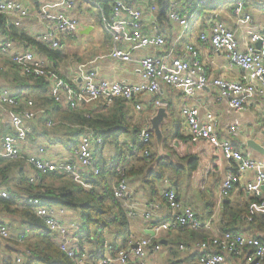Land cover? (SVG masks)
<instances>
[{
    "label": "built area",
    "instance_id": "obj_1",
    "mask_svg": "<svg viewBox=\"0 0 264 264\" xmlns=\"http://www.w3.org/2000/svg\"><path fill=\"white\" fill-rule=\"evenodd\" d=\"M106 1L109 6L108 13L101 12L99 22L108 34L112 47L107 54L77 63L70 68L68 76L52 75L48 95L55 102L64 101L69 108L82 109L91 100L107 107L117 98L132 102L142 96H151L155 108L167 109L168 100L163 92L165 86L181 88L186 97H193L196 91L209 84L214 87L216 100H228V105L235 111L245 107L246 98L250 95L264 98V28L260 32H253L246 27L252 18L249 13H244V0H237L233 4L232 13L237 18L236 22L228 24L210 15L206 29L198 34L201 43L209 44L213 50L223 52L227 61L241 73L239 80L209 78L200 59V49L193 40L184 41L179 49L176 48L183 33L200 15L201 12L197 8L208 5L212 0H167L166 21L176 24L179 28L177 35L168 39L159 31L158 0ZM56 3H59L62 9L50 17L46 16L48 22L42 32L32 36L52 50L60 47V37L77 32L79 21L71 11L78 3L101 11L98 0H58ZM0 13L6 15L10 24L16 28L21 27L23 19L31 16L29 8L18 0H0ZM244 29L246 38L241 44L236 37V31ZM256 44L260 46L258 50ZM146 47L160 51L138 59V81L99 77L94 65L96 61L112 58L127 63L132 59L133 50ZM0 55L9 59L19 75L32 79L48 76V64L45 60L37 58L32 51L15 49L14 42L8 37L0 39ZM1 83L0 80V167L10 160L23 159L28 167V182L38 186L42 176L55 173L58 167L56 162L47 157V143L30 142L29 136L37 119L46 128L53 126L55 120L49 116L45 107L35 106L30 96L24 95L20 90L13 92L3 88ZM134 107L138 110L141 105L135 102ZM180 113L186 134L192 140L208 142L235 164V169L226 174L221 184L220 196H229L241 174L253 171V180L247 182L243 188L246 192L255 194L256 200L249 206V215L242 216V220L251 222L253 212L257 209L264 214V160L254 159L248 152L234 148L227 140L220 139L217 133L218 118L211 111L205 110L201 113L199 107L185 104ZM86 116L89 117L88 114ZM149 131L152 132L148 126L141 129L139 145L150 142ZM229 132L236 133L237 129L231 127ZM101 143V138L95 137L92 129L87 128L86 132L79 136L73 151L74 159L60 165L67 173L91 170L94 175H98L94 151ZM127 147L130 153L137 150V145L128 144ZM150 152L149 148L142 149L145 156H149ZM110 167L112 164L109 163L107 168ZM113 170V196L123 202L126 215L131 220L136 210L135 203L129 199L130 188L125 170L121 166H116ZM160 187L161 198L168 208L175 212V217L163 223L155 222L151 227L153 232L178 229L207 233L209 236L206 240L195 243L198 264H231L232 258L241 259L243 264L261 263L264 258V242L260 237L215 230L214 216L210 215L202 220L193 209L181 205L176 189L168 178L160 183ZM0 196H8L3 187H0ZM28 201L32 204L35 215L57 235L58 248L74 259L75 264H87V250L79 246L75 236L79 224L63 220L64 207H43L37 197H29ZM146 207L143 217L151 219V209L157 205L148 202ZM24 237V232L11 234L8 225L0 217L1 249L3 245L13 244V240L21 243ZM151 246L159 250L161 244L152 243L148 236L134 239L130 235L126 247L113 253L111 251L114 247L108 244L107 252L98 264H146L147 251ZM178 247L185 249L184 244H179ZM19 249L29 252L23 246ZM15 264H23L21 253L15 254Z\"/></svg>",
    "mask_w": 264,
    "mask_h": 264
},
{
    "label": "trees",
    "instance_id": "obj_2",
    "mask_svg": "<svg viewBox=\"0 0 264 264\" xmlns=\"http://www.w3.org/2000/svg\"><path fill=\"white\" fill-rule=\"evenodd\" d=\"M224 1L212 0L208 5L197 9L200 12L211 10L220 6ZM98 3L101 6L98 17L101 12L108 13L107 1L98 0ZM166 7L167 0H158L157 19L159 23L166 19ZM6 20V15L0 13V30L5 36L23 39L31 44L38 53L50 52L55 58H59L56 49H50L23 31L18 32L16 27L11 24L6 28ZM54 63L57 65L56 61ZM0 76H4L1 79V87L13 92L14 90L22 91L24 95L33 99L35 106L45 107L49 116L54 118L55 124L50 128L44 127L42 122L37 119V122L33 124L29 141L46 142L49 154L51 152L55 155L53 157L50 154L56 160L52 161L56 162L58 167L55 173L42 176L38 186L28 182V167L23 159L10 160L0 167V187L6 189L8 193L7 197L0 196V217L8 225L11 234H16L13 231L14 222L22 224L20 232L25 234L21 243L13 240V244L3 245L2 249L0 248V264H15L16 253L22 254L23 264H75L74 259L66 256L58 248L57 235L44 225L40 217L35 215L33 206L28 201L29 197H37L43 207L60 206L67 209H79L80 224L75 236L79 246L87 250V264H98L99 260L105 256L108 244L114 247L111 253L117 249L125 248L130 236V219L126 215L123 202L113 196L112 181L115 179L113 169L116 166L124 168L127 181L130 177L139 178L141 185L147 190L149 198L164 206L159 183L173 175V180H170L178 191L179 181L176 176L178 173L180 174L179 169H182L176 164L179 156L169 146L171 137L163 130L162 144L165 149L171 150V156L157 158L152 132L149 131L150 142L139 145L141 123L132 122V116L129 113L130 101L117 98L107 107L98 103L96 108L86 106L82 109H72L67 107L64 101L55 102L48 95L50 84L48 76L32 79L20 74L18 81L15 78L10 79L9 73L6 72L0 73ZM137 101L139 100H133L132 103ZM170 105L169 101L167 111H170ZM87 114L89 117L86 116ZM87 128H91L94 136L102 140V143L96 146L94 151L99 174L94 175L91 170H80L76 175L67 173L60 164L74 159L73 151L78 144L79 136L85 133ZM179 128L180 123L176 125L173 137L179 134ZM128 142L137 145L136 152H129ZM106 145L111 147L108 160L103 154ZM143 148L151 150L149 156L142 153ZM61 153H66V155ZM197 161L196 157L188 159L189 171L195 169ZM109 163L112 164V167L107 168ZM50 175L57 179L58 185L46 183V178ZM249 202L243 203L241 207L232 205L229 200L223 202L221 217L225 221L222 226L224 231H239L238 227L243 225L241 222L243 220L240 218L247 213ZM169 210L171 209L169 208ZM250 227L264 232V217L255 216ZM185 232L189 234L192 241H203L209 236L202 231L185 230ZM262 241L264 242V240ZM20 246L29 252L19 249ZM192 256L195 257V254Z\"/></svg>",
    "mask_w": 264,
    "mask_h": 264
},
{
    "label": "crops",
    "instance_id": "obj_3",
    "mask_svg": "<svg viewBox=\"0 0 264 264\" xmlns=\"http://www.w3.org/2000/svg\"><path fill=\"white\" fill-rule=\"evenodd\" d=\"M23 3L27 8H29L31 16L22 20L21 27L28 25V31L23 32L27 33L29 36H33L35 33L42 32L45 23L48 22V18L46 16H52L57 11H60L62 7L59 3H54L52 5H58L57 9L52 11L51 7L49 8V3L43 2V0H18ZM54 1V0H53ZM226 2H230L229 6L226 8H222L221 6L215 7L211 10H206L205 14L200 15L194 21L193 24L190 25L189 29L183 33L182 39L179 41L177 45V49H179L180 45L187 40H193L196 42L195 44L200 49V59L203 62L205 73L209 78H224L227 80H239L240 72L239 70L231 65L222 51L213 50L209 44H203L198 40V34L205 30L207 27V22L209 20V16L211 15L216 20L224 21L225 23L232 24L236 22L237 18L233 15L232 9L233 4L237 0H225ZM224 1V2H225ZM244 13H249L251 15V22L246 25V27L250 28L253 32H260L261 29L264 28V0H244ZM87 7V6H86ZM80 3L76 5V7L71 11L72 14L76 15L77 11L82 12L83 8ZM99 15V14H98ZM99 19V17H98ZM8 25H5L8 28L10 24V20L7 18ZM200 22V24H198ZM20 27V28H21ZM194 27H198V31L195 32ZM90 28L87 33L92 30V27L87 26L85 28H81L80 34L83 33V30ZM18 32L19 28H16ZM80 29V26L78 30ZM77 30V31H78ZM159 31L165 35L168 39L169 37H174L179 32L178 26L172 22L166 21L164 19L162 23H159ZM74 37L75 35H71ZM5 36L0 30V39H4ZM236 37L242 44L246 38L245 29L243 31L237 30ZM12 39L14 42L15 49L17 50H29L32 51L37 58H41L46 61V56L44 53H38L35 51L34 47L25 42L23 39H17L13 37H8ZM61 40V39H60ZM168 41V40H167ZM61 42V41H60ZM110 48L112 47V43L110 42ZM257 45V44H256ZM255 45V47H256ZM257 48V47H256ZM57 50V49H56ZM160 50L151 49L149 47L141 48L132 51V59L127 63H122L118 60L112 58H104L101 61H110L103 62V65L100 66V69L97 65V62L94 64L97 68V72L100 78L106 77H115V79L119 80L128 79L130 82L138 81L140 79V74L137 71L138 69V59L143 57L144 55H153L158 53ZM179 52V51H177ZM97 56L90 57L89 60L95 58ZM86 60V61H89ZM114 60V62H112ZM0 61H4L6 63L5 66H0V73L6 72L8 73L9 66L7 61L9 59L5 56L0 55ZM85 62L81 61V59L77 60V63ZM47 74L48 79H52V75H61L68 76L70 68L64 70L59 67V64L55 65L53 62H48ZM105 64V65H104ZM73 68V67H72ZM15 69V68H14ZM16 71V70H15ZM125 74V76L123 75ZM12 75V72H11ZM127 76V77H126ZM4 78V76H2ZM0 77V80L3 79ZM39 89L37 88V92ZM173 91H178L186 98V102L183 103L180 107L185 104L195 105L199 107L200 112L202 113L205 110L211 111L218 118V126L217 133L220 139L227 140L234 148L240 149L243 152H248L249 155L254 159H263L264 154L250 149L245 146L247 140H254L257 144L264 147V98L258 95H250L246 98V105L243 109L235 111L228 105V100L222 99L217 101L214 93V87L212 85H207L205 88L196 91L193 97H186L183 94L181 88H174L165 86L163 88L164 96L168 102L170 101ZM140 105V109L136 110L134 107V103L131 102L130 115L132 116L133 123H141V129L145 126H149V118L154 114L155 107L153 106V99L151 96H142L138 98ZM171 102V101H170ZM98 105L97 101L91 100L85 104L91 108H96ZM181 110V109H180ZM169 114V110H168ZM181 115V113H180ZM182 118V116H181ZM173 122V117L170 116L161 126L162 132L163 130H167L168 126L165 128L163 126L169 125ZM175 122V121H174ZM180 130L179 134L173 137L169 135L170 138V148L176 152L179 156V160L176 161V164L179 165L182 169L180 170V174L178 173L179 181V190L177 192L178 201L183 206H188L195 211L197 217L202 220L207 219L210 215H213L215 219H213L214 229L219 231H224L222 226H224L225 221L222 219V204L224 201L229 200L232 205L241 207L243 203L248 201V211L245 215H249V206L256 199V195L253 193H248L244 190L243 186L253 180L254 172L253 171H245L239 177L237 183H235L231 193L227 197H221L219 194L221 184L228 172L230 170L235 169V164L232 160L226 159L223 154L213 145L209 144L204 140H192L187 134L186 129L183 123L180 121ZM231 127H235L237 129L236 133H230L229 130ZM182 129V132H181ZM175 133V132H174ZM130 142V141H129ZM128 142V143H129ZM130 144V143H129ZM156 148V147H155ZM164 148V147H163ZM164 151L167 155L163 156H171L170 151L164 148ZM51 155H53L50 152ZM47 149V157L50 160L56 161ZM65 154L66 153H61ZM104 157L107 158L110 155V150L106 153L103 150ZM55 155H53L54 157ZM110 157V156H109ZM190 157H196L198 159L197 165L195 169L189 171L188 170V159ZM107 162V161H106ZM78 172H74L73 175H76ZM174 176H169L168 181L172 183ZM85 179V178H83ZM171 179V180H170ZM82 181V179H80ZM130 195L129 199L135 203V216L130 220L129 228L130 235L137 239L142 236H148L151 238L152 243H160L161 247L159 250L153 249V247H149L146 255V264H198L196 259V247L195 243L198 241H192L189 234L187 232L181 230H167L162 229L158 232H153L151 230L152 225L155 222L163 223L171 218L175 217V212L169 210L168 206L165 204L164 206L159 205L158 201L151 200L149 198V194L145 188L141 186V181L137 177H130L128 179ZM173 185V184H172ZM160 186V185H159ZM138 187H141L142 190H139ZM189 193H192L195 202L194 204H190L188 199ZM148 202L155 203L157 205L156 208H152L151 211V219H145L143 217V213L147 210L146 204ZM212 202V204H211ZM165 203V202H164ZM257 209V208H255ZM68 211L67 208H64V221H73L72 214ZM244 216V215H243ZM255 216H263L260 210H255L253 212L252 217ZM252 218V221H253ZM242 220V216L240 218ZM251 221V222H252ZM243 225L239 226L238 232H241L246 235H258L261 233L257 231L253 227H250L251 222H243ZM19 224V223H18ZM20 225V224H19ZM15 233H20L21 229H14ZM189 231V230H188ZM193 231V230H190ZM197 232V231H195ZM203 232V231H202ZM179 244H184L185 249H179ZM177 252H183V255L177 256ZM1 253V250H0ZM195 254V257L192 255ZM119 264V263H116ZM231 264H243L241 259L238 260L236 258L231 259ZM260 264H264V258Z\"/></svg>",
    "mask_w": 264,
    "mask_h": 264
},
{
    "label": "rangeland",
    "instance_id": "obj_4",
    "mask_svg": "<svg viewBox=\"0 0 264 264\" xmlns=\"http://www.w3.org/2000/svg\"><path fill=\"white\" fill-rule=\"evenodd\" d=\"M43 2H45V4L50 2L49 8L51 7L52 11L56 10L58 7V5H52L55 2H58V0H54V1L53 0H43ZM229 3L230 2H226V1L223 2L221 4L222 8L228 7ZM204 14H205V10L202 11L201 16H203ZM76 16L79 21L80 29L74 34L75 35L74 37H72L71 35H64L60 37L61 45L56 50L58 51L59 58H55V56L50 52L44 54L46 56V61L48 62L56 61L59 64V67L64 70L74 67L77 64L78 59H81V61H86V60H89L90 57L107 54L110 50V44H109L110 39H109L108 34L104 31L102 24L99 22L98 11L96 10V8L94 7L83 8L82 12L80 11L76 12ZM198 24H200V22ZM5 25H8V21L5 23ZM87 26L92 27V30L87 34H80V30H82L81 28H85ZM18 30L19 31L24 30L25 32H30L28 31V25H26V23L24 24L23 27L19 28ZM193 30L197 32L198 27H194ZM103 62H105L106 64V62H110V61H101L100 59L97 62L99 69H100V66L103 65ZM112 62H114V60H112ZM7 64L10 70L8 72L9 78L10 79L15 78L18 81L19 75H17L18 73H16L14 69V65L10 61H7ZM5 65L6 63L4 61H0V66H5ZM11 72H12V75H11ZM123 75L125 76V74ZM0 77L2 78V76ZM106 78L109 80H117L115 79V77H106ZM119 80H126V79L120 78ZM170 101H171L170 102L171 105L169 107L170 109L169 114L170 116L173 117V122L170 123L169 125L163 126L164 128L168 126V129L165 131L168 135H172L175 131L176 125L180 121L182 122V118L180 115V109H181L180 106L186 102V98L182 94H180L178 91H173ZM181 132H182V129H181ZM110 149L111 147L109 145H106L104 148V152L106 153ZM46 183L52 184V185L54 183L56 185L59 184L57 179H55L52 175L47 176ZM138 188L139 190H142L141 187H138ZM187 199L190 204H194L195 198L192 193H189V198ZM68 211L72 214V220L76 224H80L79 209L70 208L68 209ZM21 228H22V224L19 225L16 222H14V229H21ZM180 255H183V252L181 253L177 252V256H180ZM0 259H1V255H0Z\"/></svg>",
    "mask_w": 264,
    "mask_h": 264
},
{
    "label": "water",
    "instance_id": "obj_5",
    "mask_svg": "<svg viewBox=\"0 0 264 264\" xmlns=\"http://www.w3.org/2000/svg\"><path fill=\"white\" fill-rule=\"evenodd\" d=\"M90 28L83 30V33H87ZM257 50L260 48L259 44L256 45ZM169 118L168 111L165 107H157L155 109L154 114L149 118V129L152 131L154 135L155 147L157 158H160L163 155H167L163 148V133L161 126L165 120ZM245 146L250 149L256 150L262 154H264V147L257 144L254 140H247ZM262 240H264V232H261L257 235Z\"/></svg>",
    "mask_w": 264,
    "mask_h": 264
}]
</instances>
